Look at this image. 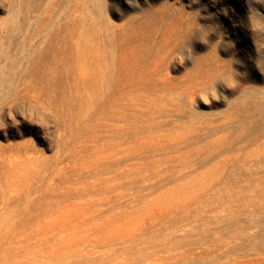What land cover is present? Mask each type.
<instances>
[{
  "label": "rangeland",
  "instance_id": "374dc122",
  "mask_svg": "<svg viewBox=\"0 0 264 264\" xmlns=\"http://www.w3.org/2000/svg\"><path fill=\"white\" fill-rule=\"evenodd\" d=\"M0 264H264V5L0 0Z\"/></svg>",
  "mask_w": 264,
  "mask_h": 264
},
{
  "label": "clouds",
  "instance_id": "9594fccd",
  "mask_svg": "<svg viewBox=\"0 0 264 264\" xmlns=\"http://www.w3.org/2000/svg\"><path fill=\"white\" fill-rule=\"evenodd\" d=\"M127 2L130 5L136 6V0H127ZM253 3H257V4H262L264 5V0H252ZM178 60H180V62H182V60L180 59V57L177 58Z\"/></svg>",
  "mask_w": 264,
  "mask_h": 264
}]
</instances>
